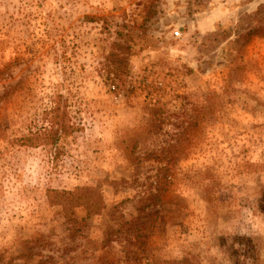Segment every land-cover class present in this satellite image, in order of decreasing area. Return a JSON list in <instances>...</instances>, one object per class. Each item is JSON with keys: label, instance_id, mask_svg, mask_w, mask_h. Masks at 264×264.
Masks as SVG:
<instances>
[{"label": "rangeland", "instance_id": "374dc122", "mask_svg": "<svg viewBox=\"0 0 264 264\" xmlns=\"http://www.w3.org/2000/svg\"><path fill=\"white\" fill-rule=\"evenodd\" d=\"M76 187L101 211L49 203ZM183 258L264 264V0H0V264Z\"/></svg>", "mask_w": 264, "mask_h": 264}, {"label": "trees", "instance_id": "16d2710c", "mask_svg": "<svg viewBox=\"0 0 264 264\" xmlns=\"http://www.w3.org/2000/svg\"><path fill=\"white\" fill-rule=\"evenodd\" d=\"M112 45L114 46V49L120 50L118 53L113 51L108 55L107 63L110 64L108 68L110 69V72L116 71L115 76L119 77V75L122 74L119 66L125 65L126 63L125 57L123 58L120 54L121 51H123L124 53V48L123 45L120 44ZM60 107L61 106L57 103L56 108L51 110L52 116L50 117L49 121H47V123H49L48 127L41 126L35 131H29L30 133L27 136H23L22 138H20L22 144L32 146L37 143L41 145L54 144L56 146V141H58V139L61 138L70 127L66 111L63 110L62 114L59 115ZM95 191L96 190L92 187H76L72 191L50 189L48 201L51 205L61 206L65 213L72 212L74 209L81 207L86 210L89 216L91 214L98 213L104 206L101 203V197L97 195ZM154 197L155 199L157 198V196ZM139 202H141L139 213L137 217L133 218L131 222L128 223V228L132 230V228L134 229L135 223L138 224V228L134 230V232L136 233L135 236L137 238L136 242L140 245H144L143 242L147 235L145 234V226L142 223V211H144V208L149 205V203H147L146 205L144 204L148 202V198L143 200L141 199ZM67 220L70 223V235H73V233H77L80 229L79 226L83 222V220L79 221L74 214H72V216H70ZM124 223L127 224L126 222ZM115 232L118 231H115L114 229H112V227H107L105 229L103 233V239L101 241L104 247L110 244L111 235ZM162 264H190V262L188 259L183 258L180 260H166L163 261Z\"/></svg>", "mask_w": 264, "mask_h": 264}, {"label": "built area", "instance_id": "2783aa9c", "mask_svg": "<svg viewBox=\"0 0 264 264\" xmlns=\"http://www.w3.org/2000/svg\"><path fill=\"white\" fill-rule=\"evenodd\" d=\"M173 34H174L175 37L179 36V32L178 31H175Z\"/></svg>", "mask_w": 264, "mask_h": 264}]
</instances>
